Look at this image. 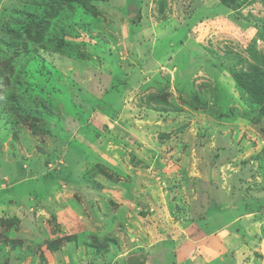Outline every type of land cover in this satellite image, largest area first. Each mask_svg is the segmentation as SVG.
Wrapping results in <instances>:
<instances>
[{"label":"rangeland","instance_id":"1","mask_svg":"<svg viewBox=\"0 0 264 264\" xmlns=\"http://www.w3.org/2000/svg\"><path fill=\"white\" fill-rule=\"evenodd\" d=\"M229 1L0 0V264H264V2Z\"/></svg>","mask_w":264,"mask_h":264},{"label":"trees","instance_id":"2","mask_svg":"<svg viewBox=\"0 0 264 264\" xmlns=\"http://www.w3.org/2000/svg\"><path fill=\"white\" fill-rule=\"evenodd\" d=\"M68 2H78L80 4H85L87 0H63ZM223 4L229 3V0H221ZM264 2V0H261ZM234 80L236 83L242 87L245 91H247L252 96H259L262 94L264 88L263 86V80H264V73H246L245 71H239L235 72L234 74Z\"/></svg>","mask_w":264,"mask_h":264}]
</instances>
